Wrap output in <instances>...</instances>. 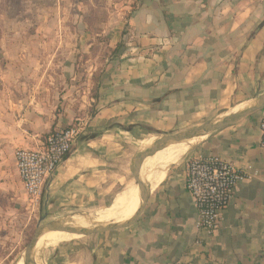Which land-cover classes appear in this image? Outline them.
I'll return each instance as SVG.
<instances>
[{"label": "crops", "instance_id": "0c3cea01", "mask_svg": "<svg viewBox=\"0 0 264 264\" xmlns=\"http://www.w3.org/2000/svg\"><path fill=\"white\" fill-rule=\"evenodd\" d=\"M134 2L122 28L124 47L107 63L97 95L78 100L85 134L49 180L47 210L114 207L121 194L139 195L135 183L118 193L140 154L132 159L134 144L245 115L208 134L160 179L148 174V199L131 227L50 246L35 263L264 264V0ZM62 99L53 95L49 107L21 116L0 106L1 188L16 174L24 191L18 149H34L79 119L70 108L55 112ZM194 157H218L251 177L236 186L213 234L197 228L198 211L186 189ZM141 205L115 222L130 220Z\"/></svg>", "mask_w": 264, "mask_h": 264}, {"label": "rangeland", "instance_id": "374dc122", "mask_svg": "<svg viewBox=\"0 0 264 264\" xmlns=\"http://www.w3.org/2000/svg\"><path fill=\"white\" fill-rule=\"evenodd\" d=\"M135 8L134 0H0L2 110L11 108L17 116L32 114L49 107L48 99L54 95L57 100L63 98L53 106L55 112L70 108L80 119L72 124L81 122L80 103L97 95L102 72L119 55L117 47L124 43L122 28ZM160 138H146L134 144L132 159ZM132 163L129 182L118 193L136 184ZM146 165L140 176L143 173L147 179ZM10 180L6 187L0 186V264L24 260L39 226H72L75 218L87 220L91 228L104 225L99 223L95 211L105 207L53 214L47 210L44 196L36 202L22 190L16 174ZM49 248L52 247L35 248L33 260L38 261Z\"/></svg>", "mask_w": 264, "mask_h": 264}, {"label": "built area", "instance_id": "2783aa9c", "mask_svg": "<svg viewBox=\"0 0 264 264\" xmlns=\"http://www.w3.org/2000/svg\"><path fill=\"white\" fill-rule=\"evenodd\" d=\"M261 146L264 150V116L261 121ZM83 122L50 133L34 149H18L16 166L25 193L36 202L44 196L55 175L75 144L85 134ZM248 173L218 157H194L187 166L186 189L198 211L197 228L210 234L218 231L223 213L239 183L250 180Z\"/></svg>", "mask_w": 264, "mask_h": 264}, {"label": "bare ground", "instance_id": "6f19581e", "mask_svg": "<svg viewBox=\"0 0 264 264\" xmlns=\"http://www.w3.org/2000/svg\"><path fill=\"white\" fill-rule=\"evenodd\" d=\"M206 136L207 135H200L191 140H186L182 143H173L168 145V147L159 151L154 156L149 157L151 159L146 166L145 172H147L150 177L154 179H160L169 168L173 167L174 165L180 164L188 154H190L194 149H196L199 144H201L205 140ZM140 181L141 183H146L147 179L145 178V174L141 173ZM137 188L139 190L138 185ZM141 204L142 199L140 190L139 195H136L135 192L129 191L117 197L114 207L111 206L108 209H104L103 211L95 212V215L99 223H103L104 225L123 224L134 219V217L137 215V213H139L142 207ZM140 205L141 207L130 220L126 222H115L129 217L133 213V211L136 210ZM99 223H96V226ZM72 227L85 229L91 228L90 226H88L87 220L83 218H75L73 220ZM81 237L82 236L71 235L69 233L61 231L45 233L39 239L36 249L56 246L60 243H63L64 241H71L73 239H78ZM18 264H24V260H20Z\"/></svg>", "mask_w": 264, "mask_h": 264}, {"label": "water", "instance_id": "95a60500", "mask_svg": "<svg viewBox=\"0 0 264 264\" xmlns=\"http://www.w3.org/2000/svg\"><path fill=\"white\" fill-rule=\"evenodd\" d=\"M259 102L260 104L264 103V95L262 96ZM244 115L245 113L237 114L233 116L231 119L220 122L218 124H207L197 129L188 130L182 133L162 137L151 148L147 149L143 153H140L135 159V162L132 168V173H133L135 182L138 185L139 190H140L141 199H142V207L139 213H137V215L134 217V219L126 223H123V224L100 225L95 228H88V229L77 228V227H72L68 225H62L61 223H53V224H49L46 226H39L35 232L33 240L31 241L30 245L28 246L26 250L24 264H36L35 261L33 260V253L39 242V239L45 233L61 231V232L69 233L71 235H78V236L85 237V236H92V235H100V234H104L107 232L117 231V230L131 227L139 219L141 213L143 212L147 199H148L147 189L144 183L143 182L141 183L140 181L141 168H142L144 161L147 158L154 156L159 151L168 147V145L170 144L181 143L186 140H191L200 135H208V134L214 133L218 131L219 129L229 125L230 123H233L234 121L238 120Z\"/></svg>", "mask_w": 264, "mask_h": 264}, {"label": "trees", "instance_id": "16d2710c", "mask_svg": "<svg viewBox=\"0 0 264 264\" xmlns=\"http://www.w3.org/2000/svg\"><path fill=\"white\" fill-rule=\"evenodd\" d=\"M124 47V43H123V45L121 46V45H119L118 47H117V52L119 53L120 52V50L122 49Z\"/></svg>", "mask_w": 264, "mask_h": 264}]
</instances>
